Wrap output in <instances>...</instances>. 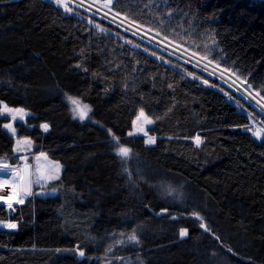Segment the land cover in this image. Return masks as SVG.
Listing matches in <instances>:
<instances>
[{
  "label": "trees",
  "instance_id": "1",
  "mask_svg": "<svg viewBox=\"0 0 264 264\" xmlns=\"http://www.w3.org/2000/svg\"><path fill=\"white\" fill-rule=\"evenodd\" d=\"M63 3L0 0V114L1 103L27 112L17 135L62 167L55 196L0 205V222L16 225L0 230V264H264V139L242 132L248 113L264 117L207 73ZM107 5L264 99V0ZM71 98L87 120L72 117ZM141 110L152 125L128 136ZM4 122L0 161L16 164Z\"/></svg>",
  "mask_w": 264,
  "mask_h": 264
},
{
  "label": "rangeland",
  "instance_id": "2",
  "mask_svg": "<svg viewBox=\"0 0 264 264\" xmlns=\"http://www.w3.org/2000/svg\"><path fill=\"white\" fill-rule=\"evenodd\" d=\"M53 4H56L53 2V0H48ZM69 3H72L74 5H78L80 9L83 11L95 15L97 17H100L104 19L105 21L115 25L116 27L120 28L121 30L127 31L128 33L132 34L133 36L137 37L138 39H141L143 41L149 42L152 45H155L161 49H169L171 52L182 56L185 59H188L194 63H197V66L204 70L212 71L213 69L208 65L209 63L196 55L191 54L188 52V50L184 47H179L173 44L172 42L159 37L155 36L151 33H146L142 31L140 28H138L137 25L121 19L119 16H117L115 13H113L112 10H110L108 4V0L105 2H96L94 0H65ZM57 5V4H56ZM189 53V54H187ZM200 59V60H199ZM224 71V70H223ZM225 72V71H224ZM220 76H224L229 79V77L226 75V73H222L220 71L215 72ZM232 75V74H231ZM235 77V76H234ZM237 82V89H241L242 87H247V89L242 90L245 94L248 93V91H251V94H247L248 97L251 99L250 101H247L253 108H255L258 113L263 114L264 113V99L261 98L255 91H252L251 88H249L243 81L238 79ZM230 80V79H229ZM75 98H71L68 100L69 108L71 115L74 119L78 121H84L87 120L89 117L90 109L87 106V115L82 120L80 119V111H83V106L85 105L80 100L75 99L79 101V106L74 105L71 100ZM12 109L13 111L9 112L5 109ZM79 108V110H75ZM239 108V107H238ZM18 108H9L5 104L1 103V114L0 117L5 120L3 128L6 132H8L11 137L14 140V151H15V159L17 161L16 164H11L9 160H2L0 161V197L7 198L8 196L15 195V199L12 201V206H19L22 205L28 196H24L21 191V177H22V167L25 164L30 165V171H31V193L29 196H40V197H52L55 196L57 191L56 190H50L48 188V185L51 181L57 179L61 173L62 167L60 164H58L55 161H52L49 159L47 154H45L42 151L36 150L34 144L30 141V139L26 137H20L17 135V124H23L26 125V118L28 117V113L23 111L17 112L15 111ZM240 111H242L241 108H239ZM250 117V128H252L253 133H259L260 139H257L255 135L252 133V137L256 141H261L264 139V126L261 125L258 120L251 114H249ZM264 115V114H263ZM262 115V116H263ZM139 115L134 119L132 124L131 131L128 132V136H136V135H145L146 129L152 125V123H147L146 120L143 117H140ZM147 117V116H146ZM148 118V117H147ZM149 119V118H148ZM11 125L12 129L15 130V133L13 134V131H11L9 128L5 127V125ZM131 133V135L129 134ZM119 152V150H118ZM22 199L23 203H18L16 201ZM0 205H4L8 208L9 205L4 202L3 199H0ZM12 224L9 222H0V230H14L15 228H8L5 227V225ZM131 237V236H129ZM129 237H122L118 239L117 245H123L128 244V242H136L135 240H131ZM82 257V256H80ZM109 260H106L104 264H107Z\"/></svg>",
  "mask_w": 264,
  "mask_h": 264
},
{
  "label": "snow or ice",
  "instance_id": "3",
  "mask_svg": "<svg viewBox=\"0 0 264 264\" xmlns=\"http://www.w3.org/2000/svg\"><path fill=\"white\" fill-rule=\"evenodd\" d=\"M53 2L56 3L58 7H65V8H66V5H64L63 0H53ZM66 10H67V9H66ZM71 102H72L74 105L79 106V101H77V100H75V99H72ZM83 109H84L83 111H80V119H82V120H83V119L86 117V115H87V111H88V109H87V105H84V106H83ZM5 110H6V111H9V112L13 111L12 109H8V108H6ZM75 110H79V108H77V109H75ZM15 111H17V112H21V113H22V110H20V109H16ZM140 117H143V118L146 120L147 123H149V124L152 123V121H151L150 119H148V118L145 116L143 110H141V112H140ZM140 117H138V119H139ZM5 127L9 128L11 131H13V134L15 133V130L12 129L11 125L6 124ZM41 127H42L45 131H47L48 125H47V124H43V125H41ZM129 134L131 135V133H129ZM145 135H147V133H145ZM253 135H255L257 139H260V134H259V133H253ZM153 142H154V138H153V137H149L148 140L146 141V143H153ZM195 143H196L197 145H199V143H200V139H199V137H196V138H195ZM128 153H129V149H128V148L121 147V148L119 149L118 155H121V156H127ZM0 199H3L4 202L7 203V204L9 205V207L11 208L12 201L15 199V195L8 196L7 198L0 197ZM16 202H18V203H23V200L20 199V200H18V201H16ZM197 219H199L198 216H197ZM201 226L203 227V225H201ZM5 227H8V228H15L16 225H15V224H8V225H5ZM186 234H187L186 231L182 229L181 232H180L181 237L185 236ZM129 238H130L131 240H135V239H136V237H135L134 235L131 236V237H129ZM80 255H81V256L84 255L83 252H81Z\"/></svg>",
  "mask_w": 264,
  "mask_h": 264
},
{
  "label": "built area",
  "instance_id": "4",
  "mask_svg": "<svg viewBox=\"0 0 264 264\" xmlns=\"http://www.w3.org/2000/svg\"><path fill=\"white\" fill-rule=\"evenodd\" d=\"M76 6H78V5H76ZM100 18V17H99ZM102 19V18H101ZM122 19V18H121ZM124 20V19H123ZM138 28H140L142 31H144V32H146V33H151V32H149V31H147V30H144V29H142L141 27H139L138 26ZM127 32V31H126ZM151 34H153V33H151ZM153 35H155V34H153ZM155 36H157V35H155ZM146 42V41H145ZM148 44H150L149 42H147ZM150 45H152V44H150ZM152 46H154V47H156V48H158V49H160V50H162V51H164V52H166V53H168V54H170V55H172V56H174V57H177V58H179V59H181L182 61H184V62H186V63H188V64H190V65H192L193 67H195V68H197V69H199V70H201L202 72H205V73H207L208 75H210L211 77H214L215 79H217V80H219V81H221L223 84H225L226 86H228L229 88H231L233 91H235L241 98H243L245 101H250L251 99L248 97V93L249 94H251V91H248V93H244L242 90H244V89H247V87H242L241 89H237V87H236V85H237V82H238V80L236 79V77H234L233 75H231L230 73H228L227 71H223V69H221V68H219V67H217V66H215V65H213L212 63H210V62H208L209 64V66L213 69L212 71H209V70H204V69H201V68H199L198 66H197V63H194V62H192V61H190V60H188V59H185V58H183L182 56H180V55H177V54H175V53H173V52H171L169 49H161V48H159V47H157V46H155V45H152ZM177 46V45H176ZM188 52H190V51H188ZM191 53V52H190ZM187 54H189V53H187ZM191 54H193V53H191ZM193 55H195V54H193ZM197 56V55H196ZM197 57H199V56H197ZM199 58H201V57H199ZM201 59H203V58H201ZM200 60V59H199ZM204 60V59H203ZM206 61V60H205ZM217 71H220V72H222V73H226V75L229 77V79L228 80H226L227 78H225L224 76H220V75H218L217 73H215V72H217ZM260 114V116L261 117H264V113L263 114H261V113H259ZM263 115V116H262Z\"/></svg>",
  "mask_w": 264,
  "mask_h": 264
},
{
  "label": "water",
  "instance_id": "5",
  "mask_svg": "<svg viewBox=\"0 0 264 264\" xmlns=\"http://www.w3.org/2000/svg\"><path fill=\"white\" fill-rule=\"evenodd\" d=\"M242 132L251 134L252 129L246 128L243 129ZM21 191L24 196H29L31 193V171L29 164H25L22 167Z\"/></svg>",
  "mask_w": 264,
  "mask_h": 264
}]
</instances>
